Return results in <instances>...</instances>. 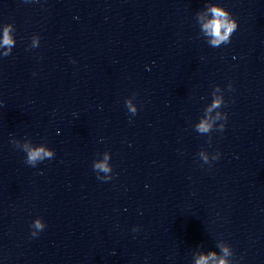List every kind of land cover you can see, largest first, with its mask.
Listing matches in <instances>:
<instances>
[{
    "label": "clouds",
    "instance_id": "1",
    "mask_svg": "<svg viewBox=\"0 0 264 264\" xmlns=\"http://www.w3.org/2000/svg\"><path fill=\"white\" fill-rule=\"evenodd\" d=\"M208 11L211 13V19L203 24V30L211 37L210 44L213 47H219L221 44L230 43V38L238 28L237 20L222 6H212ZM12 43L13 41L9 35V29L6 27L4 30L3 44L11 45ZM5 55H7V53H5ZM218 104L219 101H215L213 107L218 106ZM198 127L201 132H207L210 125L207 122L202 121ZM25 150L27 152L25 163L33 167L37 161H43L45 158H51L53 156L51 151L46 150L42 146L36 148H28L25 146ZM97 167L104 168L105 171L109 170L105 165H97ZM36 227L38 229H43L44 226L39 221H36ZM32 236H36V233H32ZM223 251L227 254L228 250L225 248ZM211 255L213 257L215 256L214 253ZM208 259V257L201 256L197 261V264H208ZM218 264H226V261L221 259Z\"/></svg>",
    "mask_w": 264,
    "mask_h": 264
}]
</instances>
